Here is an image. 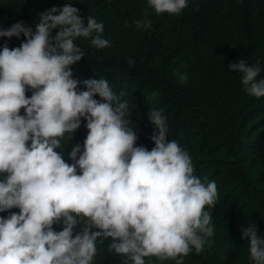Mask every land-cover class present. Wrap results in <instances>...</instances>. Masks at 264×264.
<instances>
[{"label": "clouds", "instance_id": "clouds-1", "mask_svg": "<svg viewBox=\"0 0 264 264\" xmlns=\"http://www.w3.org/2000/svg\"><path fill=\"white\" fill-rule=\"evenodd\" d=\"M148 5L156 14L179 16L188 0ZM21 35L20 46L0 50V213L9 212L0 215V264H93L98 240H110L108 253L124 264L152 257L184 264L193 250L200 254L215 233L209 209L219 199L217 182L197 176L188 151L169 139L163 109L149 113L155 146H137L128 103L109 81L74 78L72 65L85 57L78 38L111 47L103 22L89 16L85 26L68 2L41 12L35 31L22 21L0 26V37ZM228 67L242 73L249 96L264 97L259 62L239 59ZM179 79L186 82L187 74ZM82 118L87 135L67 154L68 163L57 149L66 136L73 139ZM242 232L252 264H264L256 223Z\"/></svg>", "mask_w": 264, "mask_h": 264}, {"label": "trees", "instance_id": "trees-1", "mask_svg": "<svg viewBox=\"0 0 264 264\" xmlns=\"http://www.w3.org/2000/svg\"><path fill=\"white\" fill-rule=\"evenodd\" d=\"M68 2L80 10L85 26L89 16L103 22L104 38L111 43L97 49L91 37L78 38L85 57L72 65L74 78L109 81L120 101L128 103L137 146H155L149 113L163 109L169 139L188 151L197 176L217 182L219 199L209 209L214 236L200 254L193 250L184 257V264H252L242 229L255 222L264 236V97L249 96L242 73L228 65L239 59L249 66L259 62L258 78H264V0H188L179 16L156 14L148 0H0V26L22 21L35 31L41 12ZM137 20L150 27L137 28ZM25 39L0 37V50ZM183 73L187 81L181 83ZM78 88L86 90L83 84ZM87 131L82 118L73 139L61 142L57 150L66 162H73L67 154L83 145ZM54 227L60 231L63 225ZM109 243L98 240L93 264H124V257L108 253ZM145 259L161 264L155 257Z\"/></svg>", "mask_w": 264, "mask_h": 264}]
</instances>
